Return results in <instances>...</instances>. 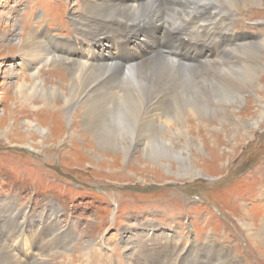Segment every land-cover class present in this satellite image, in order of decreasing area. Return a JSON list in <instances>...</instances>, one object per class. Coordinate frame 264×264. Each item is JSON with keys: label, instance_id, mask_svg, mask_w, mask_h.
Segmentation results:
<instances>
[{"label": "rangeland", "instance_id": "obj_1", "mask_svg": "<svg viewBox=\"0 0 264 264\" xmlns=\"http://www.w3.org/2000/svg\"><path fill=\"white\" fill-rule=\"evenodd\" d=\"M83 1L0 0L1 240L7 241L3 234L13 228L15 222L12 218L18 213L21 215L20 220L27 219V229L23 227L22 237L11 239L9 245L18 250V253H15L22 256L21 258L31 255L33 249L34 252L36 251L35 244L42 238L31 239L32 244H29V248H24L25 241H22L30 240L34 230L40 229L43 224L51 225L50 228L55 229L58 235L70 238L71 242L67 249L58 246L52 253L53 256L45 259L47 264H134L132 259L131 261L128 259L129 254L139 251L150 261L157 258V264L161 261L162 264H172L169 263L167 256L170 254L169 256L173 257L177 254V250L181 259H176L174 264H227L225 258L229 257L235 259L236 264H264V247L256 239L261 221L264 220V119L253 113L259 107L255 103L254 92H260L259 96H264L262 92L264 90V0L257 3L254 0H240L239 3L230 6L229 12L222 14L229 17L227 24L230 33L234 35L229 39L234 37L240 41L237 47L225 48L208 43H199L200 46L193 42V38L198 34L206 36L207 29L195 30L193 20L195 18L188 19L181 11L179 14L182 20L172 16L170 19L165 17L163 21L164 27L169 32L174 26L178 27L176 38L167 35L158 37L157 32L148 34L149 28H143L139 39H135L131 36L134 34L131 25L124 28L121 26L123 22L120 23L117 18H110L102 13L96 17L84 15ZM140 2L137 6L140 7L139 13L143 15L136 21L151 28L152 21L157 24L154 14L162 15L165 8L149 0ZM210 2L215 6L217 2L221 3L223 0H210ZM114 3L98 5L103 8L124 6L119 2ZM205 10L210 11L211 21H217L223 17L215 15L224 12L225 9L217 8L214 11V8H206ZM74 15L84 19L88 26L92 24L91 27H95L98 34L103 36L93 37L81 32L76 21L72 20ZM181 25L183 28L180 27ZM23 27H27L25 31ZM44 29H49L50 35L55 36V38L49 37V33L44 32L46 37L53 38L56 42L51 44L45 42V48L50 50L52 55L63 60L66 56L79 60L76 56L70 55L72 52L65 46L80 41L91 42L85 48L80 46L79 57L85 56L86 61L94 62L97 53L100 51L107 53L111 50V44L122 45L124 40L125 43L121 47L123 56L129 54L137 60L132 65L133 69L144 64V61L152 68L158 65L157 62L162 58L170 62L166 56L169 57L173 51L176 53L180 50L176 53L178 56L175 55L179 58L178 62L170 63L185 68L182 76H179L183 77L184 86H181V81L175 82L157 75L132 79V83L130 81L123 83L124 85H120V89L123 88L120 90V96L109 102L103 121L117 126H100V131L96 135L94 129L84 128L82 119L78 118L76 122L80 128V139L62 143L72 124L73 112L74 115L77 111L85 113L81 101L76 99L74 102L76 107L70 116L64 113V105L60 104L61 98L57 100L40 96L38 90L49 87L54 90L67 89L71 84L69 69L58 63L43 68L37 65V60L20 57L15 49L19 32L27 37L37 31V39L39 40L40 37L41 40ZM137 32L136 28L135 34ZM109 35H114V39L109 38ZM101 42H106L105 47H101ZM248 44L263 46L258 58L260 68L254 79L247 83L249 91H242L237 85L239 83L227 79L229 73L222 75L215 70L222 64H233L236 61L237 65L232 70L238 76L244 65L248 67L251 61L255 60L247 51ZM189 47L197 51L202 49L204 53H208L209 61L204 60L203 57L199 58L198 52ZM112 55L116 56L115 53ZM97 84L92 88L95 93H90L89 97L97 98L98 103L107 104L106 88ZM129 84L132 86L127 88ZM208 89H215L223 99H229L233 95L235 98L240 96L244 100L243 104L240 107L223 103L210 106L214 109V118L206 126L200 118L198 119V111L194 107L209 106L210 103L204 98ZM145 93L148 100L146 105L141 101V106H138V123L126 130L124 116L126 98H136ZM160 100L167 102L160 106L161 112L149 116L147 108ZM112 106L115 107L116 121L108 120L112 108L114 109ZM98 108L97 106L95 110L98 111ZM42 110L44 114L38 115L43 113ZM95 116H91L94 122ZM233 116L246 123H249L246 121L249 117L260 124L258 130L251 132L252 136L248 141H242L240 136L237 137L239 141L235 143L227 141L229 132L214 134L218 132H215L214 127L219 128L220 123L222 126L224 124L223 128L229 127L232 131L229 122ZM152 119L161 124L158 132H154L148 125ZM28 123L32 125L35 123L34 126L42 132L46 130L45 138L41 139L33 129L27 130ZM140 123L145 126V130H151L154 138L152 137L150 145L156 148L155 152L139 149L126 156L123 151L107 153L92 146L91 141L101 133L104 134L107 128L117 135L120 144H123L129 133L130 137L136 138L137 130L140 134L143 132ZM183 132L189 138L200 137L206 146L205 156L207 157L208 153V158L212 159L200 162L194 143L190 142L188 145L182 141L180 135ZM212 137L218 144L217 149L212 153L213 157L210 153ZM232 150L233 153H230ZM188 154L193 158L192 167L200 170L201 174L199 177L175 181L174 175L178 165H181ZM185 169L183 168L182 173ZM191 173L192 171L189 170L186 175ZM52 210L57 211L58 218L48 216V212L51 214ZM20 212L22 214H19ZM6 216H9L11 221H8ZM20 223L19 221L18 224ZM151 235L152 241L149 242L146 239ZM166 238L171 243L164 245L163 240ZM149 247L154 251L149 250ZM164 255L166 257L162 260ZM221 256H223L222 262L219 261ZM143 262L137 259V263L143 264Z\"/></svg>", "mask_w": 264, "mask_h": 264}, {"label": "bare ground", "instance_id": "obj_2", "mask_svg": "<svg viewBox=\"0 0 264 264\" xmlns=\"http://www.w3.org/2000/svg\"><path fill=\"white\" fill-rule=\"evenodd\" d=\"M140 1L141 0H98V1H96V0H84L83 2H84V5H85L84 6L85 9H84V11L82 13L84 15H88V16L90 15L92 17H96L97 15H99V14L102 13V14L106 15L107 17L117 18L120 23L123 22V25H121V26H123L124 28L126 26H128V25H131L132 33L135 34V29L137 28V30H138L137 34H135V35L134 34H131V36H133L135 39H139L141 30L143 28H149L148 34H151L153 32H157L159 34L158 37L161 36V35H167V37L169 36L171 38H176L177 35H178L177 34L178 27H175L174 26V28L172 29V31L169 32L164 27L163 21H164V18L165 17H167V19H170L172 16L175 17V18H177L178 20H182V16H180V14H179V11H181V13L184 16H186L188 19L195 18V19H193L194 20V29L195 30L207 29L206 36H204L202 34H198L196 37L193 38V40H192L193 42L198 43V44L199 43H208L210 45L213 44L215 47H219V48H225V47H229V46H235V47H237V45L240 44V41L236 40L234 37H232V38L229 39V37H231L233 35L232 33H230L231 31L229 30V24H227L228 23V20H229V17L222 16V14H225L226 12H229L228 10H229L230 6H234L235 4L239 3L240 0H223V2H221V3H219V2L216 3L215 2L216 3L215 6L212 5V3L210 2V0H149L150 2L151 1L154 2L155 5H162L165 8L164 13L162 15H159V14L156 15V14H154L155 21H157V24H154L153 21H152L151 22V25H152L151 28L150 27H147L148 25L146 26L144 23L138 24L137 21H136L138 17H140L141 15H143L142 13H139L140 7L137 6ZM249 1H252V0H249ZM114 2H119V3H121L124 6L111 7V8H109V7L106 8L104 6V8H103V6H100L99 7V5H98V4H101V3H105V5L106 4H108V5L110 4L111 5V3H114ZM254 2L257 3V2H260V0H254ZM94 4H97V5H94ZM126 6L130 7L131 9L127 8ZM151 6H150V8H151ZM206 8H214V11H216L217 8H218V10L219 9H225L224 12H221V13L215 15V16L221 15L220 17H223V18L222 19L220 18V20L217 18L218 19L217 21H211L210 20V17H209V12L210 11H206L205 10ZM196 17H198V18H196ZM99 19H100V17H99ZM72 20L73 21H76L75 23L77 24L78 29L81 32H83L84 34H86V35H93V37L94 36H103V35H99L98 34V30L95 29V27H93V28L91 27L92 24L90 26H88L87 23L84 21V19L80 18L78 15H74L72 17ZM186 21L189 22L188 20H186ZM115 22H117V21H115ZM29 23H31V22L29 21ZM94 24H96V23H94ZM191 26H193V25H191ZM180 27L183 28L182 25ZM25 28H27V27H23V30L24 31H25ZM101 28H102V26H101ZM112 29H113V27H112ZM44 32L49 33L50 30L49 29H44L43 30V34H42L43 37H42L41 40H40V37H39V40L37 39L38 38V32L37 31L33 32V35L27 36V37H26V35H23L22 33L19 32L18 33L19 40L16 42L17 47L15 49H16V51H17V53H18V55L20 57L26 58V59L30 58L31 60H37L38 61V64L37 65L42 66L43 68H47L46 66L49 65V64L58 63V64H61V65L66 66V68L69 69L71 84H69V86L67 87V89L60 90L61 89L60 88L59 90L58 89L57 90H54V88L50 89L51 87L47 86L49 88L44 89L43 87H41L44 90H38L40 96L41 95L48 96V97H51V98H55L57 100H59L61 98L62 99V103H60V104L61 105L62 104L64 105L63 106L64 107V113L65 114H68V115L70 114V116H71V113L74 111V109L76 107V105L74 104V102L76 101V99H78L79 101H81V104H82L81 106H82V109H83V111L85 113L82 114L80 111L79 112L77 111L76 114L74 115V112H73L72 119H71L72 120V124H71V126H70V128H69V130L67 132L66 139L65 140H62V143L63 142L69 143V142H72V140L76 141V140H79L80 139V137H79V136H81L80 131H79L80 128H79V125H77V122H76V120L78 118H81L82 119V123H83V127L84 128L94 129V133L96 135L98 134V131H100V126H106V127L112 126V127H115L116 124L113 123L114 125H112L111 123H108V122L104 123L103 121H104L105 111L108 108L109 102L111 103L113 99H115L118 96H120V90L123 89V88L120 89V85L123 84V83H128L129 81H130V83H132V81H131L132 79H139V78H142V77H151V76L157 75V76H164V77H166L167 79H169L171 81H175V82L176 81H181L182 82L181 86L182 87L184 86L183 77H179V76L182 74V72H184L185 68H181L180 66L173 65L174 63H177L178 62V59L179 58L176 57V56H178L176 53H179L180 50L179 51L177 50L178 52L176 51V53L172 50L173 51L171 53L172 55H170L169 52H167L170 56L167 57L168 56L167 55L166 58L170 62H172L173 64L170 63V62H168L166 59H163L161 57L162 59H160L157 62L158 65H156L154 68L150 67L148 65L149 63H145V61H144V64H142L138 68L133 69L132 68V65H133V63L137 62V60H136V57H133V56H131L129 54L126 57L123 56V51H121V49H122L121 47L125 43L124 40H123V42L121 41L122 42V45L117 44V45L113 46L111 44V50L110 51H107V53L106 52H102V51H100L99 53H97L95 55L94 62L86 61V57L85 56H82L81 58L79 57L80 56V46H82V47L85 48L91 42V41H87V42L80 41V42H72L71 44L66 45L65 48L67 50H69L70 52H72V54H70V55L76 56L77 58H79V60L81 62L79 60H77L75 58H71L69 56H66V57L64 56L65 58L63 60L62 58H60L58 56L52 55L51 54V51L45 48V46H44L45 42H48L49 44H51L52 42L53 43H56V42H54V40H53V38H55V36H53V34L50 35V33H49V35H50L49 37H53L51 39L49 37L47 38L46 37V33H44ZM197 33H199V32H197ZM13 34H15V33H13ZM184 36H185V34H184ZM86 37H84V38H86ZM109 38L114 39V35L113 36H110L109 35ZM119 38H121V37H119ZM263 41H264V39H263ZM57 42L61 43V41H58V40H57ZM105 44H106V42H101L100 45H101V47H105ZM262 46H258V45L257 46H250L249 45L247 47V51L249 52V54H251L252 58L255 59V60L254 61H251V65L248 66V67H246V65L243 64L244 65L243 66V70L240 72V74H238V76L236 75V72L232 70V68H234L237 65V63L235 64L236 61L233 62V64H228V65L222 64V66L220 68H218L217 70H215V71L218 72V73H220V74H222V75H226L227 73H229L227 75V79H230V81H235V82L239 83L237 85L239 87H241V90L242 91H249V90H247V86H248L247 83H250L251 80L254 79V76H256L255 74L257 73L258 69L260 68V64H258V58H259L260 49L262 48ZM192 47H189V48L192 49V50H194V51H197V50L193 49ZM197 52H198V57L199 58L203 57L204 60L205 59L208 60V58H209L208 53H204V51L202 49H200ZM113 53L116 54V56L114 55L115 57H113V55H112ZM161 53H163V52H161ZM164 54H166V51L165 50H164ZM250 60H252V59L250 58ZM244 61H245V59H244ZM228 66H230V67H228ZM54 68H55V66H54ZM245 68H246V70H245ZM34 69H35V67H34ZM48 69H51V68H48ZM52 71H53V68H52ZM91 77H93L94 79H92ZM64 79H65V77H64ZM84 80H86V81H84ZM66 82H68V81H66ZM134 83H136V82H134ZM96 84L99 85V86H104L106 88V94H107V97H108V100H107L108 103L107 104H105L104 102H99L98 103L96 101V100H98L97 98H94V99L91 98L90 99L89 94L90 93H95V91L92 90V88L95 87ZM141 85H142V83H141ZM200 85L201 84H199V86ZM131 86L132 85L129 84L127 86V88L128 87H131ZM204 87L206 88V86H204ZM34 88L36 89V85L34 86ZM156 91H157V89H156ZM38 92H37V95H38ZM127 92H129V91H127ZM250 92L252 93L251 90H250ZM262 92H264V90ZM254 93L256 95H253V94L252 95L254 96V99L256 100L255 103H257L259 107L253 113L255 115H258V116H260L261 118L264 119V96H259V93L260 92H254ZM239 95H240V93H239ZM245 95H247V94H245ZM155 96H157V95H155ZM153 98H154V95H153ZM204 98L206 99L205 101H207L208 103H210L209 106H207V105L201 106L200 105V106H195L194 109L195 110L197 109V111H198L197 112L198 119L200 118L204 122V125H206V126L214 118V109L211 108L210 106H214L215 104H220V103L222 104L223 103V104H229L230 106L240 107V106H242L243 101H244L242 99V97L240 98V96H238L237 98H235L234 95L231 96L229 99H223L220 95H218V93H217V91H215V89H212V90H209L208 89L207 94H205V97ZM146 100H148L146 93L144 95H141L140 94L139 97H136V98H133V97L132 98H129V97L126 98V101L124 103V105H125V109H124L125 110L124 111L125 113H124V116H125V122H126V125H127V128H125L126 130L131 129L133 124H137L138 123V121H137V114L139 113L138 106H141V104H142L141 101H143L145 103V105H146V103H147ZM194 100H195V98H194ZM114 102H116V101H114ZM165 102H166L165 100H160V101H158L157 104L155 102L153 104V106L148 107L147 108V111H148L149 116L154 115L156 112H161L160 106H162ZM194 104H196V103H194ZM185 105H186V103H185ZM97 106L99 107L98 108V111H96L97 109L95 110V108ZM112 107H114V106H112ZM59 108H61V106ZM59 108H57V109H59ZM210 109H212V111H210ZM59 110H61V109H59ZM187 110H188V106H187ZM114 111H115V107H114V109L112 108L111 112L109 111L110 112L109 119H108L109 121L110 120L111 121L112 120H115V118H117L114 115ZM32 112H34V111H32ZM88 113L92 117L94 115H96L94 117L96 119V120L94 119L95 122L92 120L93 118ZM41 114H44V111H43V113H38V115H41ZM175 117H176V115H175ZM224 117H227V116L224 115ZM231 119L232 120H231V122H229V124L232 126V131H230V128L229 127H228V129L227 128L225 129V127L223 128L224 124L222 126V123H220L219 128L214 127V130H216L215 132L218 131L217 133H214V134L215 135L216 134H226V132H229V135L230 136L227 138V141H233L235 143L236 141H239V139H238L239 137L238 136L241 137V140L242 141H248L249 137L252 136L251 135V132H253L255 130H258L259 129V126H260V124L258 123V121H256V120H253L252 121L251 119H249V117L246 119V121H248L249 123H246L244 121L242 122V120L239 121V118L238 117L235 118L234 116ZM106 120L107 119H105V121ZM180 121H182V120H180ZM121 122H123V121H121ZM33 124L35 125V123H33ZM150 124H151V126H150ZM34 125L28 123L27 130L33 129L39 135V137L41 139H44L45 138L44 136H46L45 135L46 130L42 132V131H40L39 128H37ZM124 125H122V126L124 127ZM148 125H149V127L154 132H158V128L161 127V124L158 123V121L153 120V119L151 120V122H149ZM140 127L143 128V132L140 134V132H138V130H137V137L136 138L130 137V133H129L128 134V137L126 138V140H123V144H120L121 141H119V139H117V135H115V133H112L111 132L112 130L110 131V129L107 128V131L104 132V134L101 133L99 136H97L96 139H93V141H91L92 146L94 148H97V150H103V151H106L107 153H109V152H116V151H123L126 156L131 155L133 151H136V150H139V149L147 150V151H150V152H155L156 151V148H152L151 146H153V145H150L151 144V139L153 137L152 134H151V130H149V131L148 130H145V126L143 124H141V123H140ZM93 136H94V134H93ZM180 137L183 138L182 141L184 143L188 144V145L190 144V142L194 143L195 150H196V152L198 153V156H199V159L198 160L200 162L205 161V160L206 161H210L212 159V158H208V153H207V157L205 156L206 153L204 152V147H206V146L200 140L201 139L200 137H197L196 139L195 138H189V137H187V134L184 133V132L181 133ZM214 139L215 138L212 137V140H211V144L212 145L210 146V147H212V152H210L211 153V157H213L212 156L213 155L212 153L215 152V150L217 149L216 148V145H218V144H216L214 142ZM157 140H158V138H157ZM205 141H207V140L205 139ZM230 153H233V150ZM98 155H100V154H98ZM192 159H193L192 156L189 155V154L184 157V159L182 160L181 165H178L177 172H175V175H174V178L176 179L175 181H179V180H183V179H187V178L190 179V178H194L196 176H198V177L200 176V174H201L199 172L200 170L198 171L197 169H194L192 167V165H191L192 164V161H191ZM165 167H166V165H165ZM183 168H186V169H185V172L182 173ZM189 170L192 171V173L190 175H186L187 171H189ZM19 214H22V212H20ZM48 216H52L54 219L58 218L57 211L56 210H52L51 211V214L48 212ZM6 217H7V220L8 221H11V219L9 220V216H6ZM20 217H21V215H18V213H16V215H13V218L12 219L15 222L14 226L12 225L13 228L11 230H6L4 232V234H3L4 237L6 238L5 240H7V241L5 242L4 239L1 240V237H0V264H47V261H46L47 259L46 258H51L52 253L54 251H56L55 249L58 246H61V248H64L65 247V249H67L69 243L71 242V240H69L70 238L64 237L61 234L58 235V232L55 231V229H51L50 228L51 225L49 226L48 224H43V221L41 220V222L43 224L42 227L40 229H35L34 230V232L31 234L30 240H26L25 239V240L22 241V242L25 241V243L23 244V247L24 248H29V244H32L31 239L35 240V239H38V238H42V240H39V242H37L35 244L36 251L34 252V249L31 250V252H30L31 255L26 256L25 258H21L22 256L21 257L18 256L15 253V252L18 253V250L16 248H13L12 245L10 246L9 245V242H10L11 239H18V238L22 237V235H23L22 230H24L23 227H25L27 229V226H26L27 219H25V221H22V220H20ZM7 220L5 219V221H7ZM259 220H258V222H259ZM19 221L22 224L21 223L18 224ZM245 227H244V229H245ZM259 228H260L259 229V233L256 236V239H257L258 243L264 247V220L261 221V226ZM25 235H26V237L28 236L26 234V232H25ZM46 238H48V239H46ZM151 238H152V235L150 236V238L148 237L146 240H148L149 242H151L152 241ZM26 241L27 242L29 241V242L26 243ZM163 242H164V245H167V244H170L171 243L170 241H168L167 238L164 239ZM87 243H89V242H87ZM159 243H161V245H162V242L159 241ZM255 244H256V247H258V245H257L256 242H255ZM172 247H173V245H172ZM174 247H175V244H174ZM20 248H21V244H20ZM149 250L154 251L150 247H149ZM171 250L174 251V249H172V248H171ZM218 251L221 252V250H218ZM187 253H190V252H187ZM169 255L167 256V259H169V263L174 264V262H175L176 259L177 260L181 259L178 250H177V254L173 255V257H170ZM165 257L166 256L164 255V257L162 258V260ZM222 257L223 256H221L219 258V261L220 262L223 261V258ZM128 259L129 260L132 259V261L135 262L134 264H139V263H137V259L146 262V264H157V258L156 259H153L152 261H150L149 258L147 256H145V254L141 253L140 251L139 252H136V253L130 252ZM172 259H174V260L172 261ZM93 260H96V259H93ZM225 261H226L227 264H236L237 263V261L235 259L231 258V257L225 258ZM144 262H143V264H144ZM216 263H218V262H216ZM160 264H162V261L160 262Z\"/></svg>", "mask_w": 264, "mask_h": 264}]
</instances>
